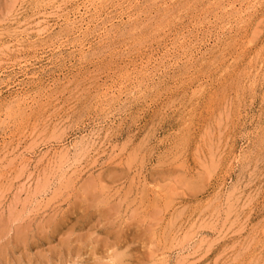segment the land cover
Returning <instances> with one entry per match:
<instances>
[{
	"label": "rangeland",
	"instance_id": "374dc122",
	"mask_svg": "<svg viewBox=\"0 0 264 264\" xmlns=\"http://www.w3.org/2000/svg\"><path fill=\"white\" fill-rule=\"evenodd\" d=\"M0 264H264V0H0Z\"/></svg>",
	"mask_w": 264,
	"mask_h": 264
}]
</instances>
